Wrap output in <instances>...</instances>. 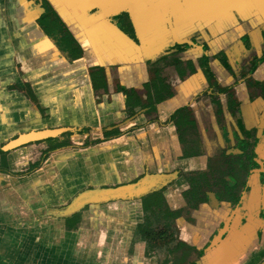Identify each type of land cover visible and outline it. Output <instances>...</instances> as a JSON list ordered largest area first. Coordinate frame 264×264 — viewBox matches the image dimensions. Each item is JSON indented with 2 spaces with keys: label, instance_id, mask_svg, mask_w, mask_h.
<instances>
[{
  "label": "flooded vegetation",
  "instance_id": "obj_1",
  "mask_svg": "<svg viewBox=\"0 0 264 264\" xmlns=\"http://www.w3.org/2000/svg\"><path fill=\"white\" fill-rule=\"evenodd\" d=\"M26 1L69 62L83 60L77 40L91 36L139 43L127 12L112 15L95 7L87 12L95 19H86L95 27L84 29L82 18L74 33L49 1ZM254 25L227 43L196 33L134 64L140 71L133 74L126 71L129 62L86 68L96 108L112 104V113L99 123L18 132L0 145V174L29 177L65 152L86 154L113 142L112 175L88 174L74 196L148 176L164 181L139 198L85 205L64 219L46 212L69 204L67 193L56 195L52 205L26 204L28 214L18 206L23 201L12 203L18 227L10 228L26 230L30 238L36 228L43 230L33 248L52 244L61 251L72 242L67 254L73 264H264V20ZM9 87L44 115L27 82ZM46 131L58 133L1 150L19 137ZM87 207V225L72 221Z\"/></svg>",
  "mask_w": 264,
  "mask_h": 264
},
{
  "label": "crops",
  "instance_id": "obj_2",
  "mask_svg": "<svg viewBox=\"0 0 264 264\" xmlns=\"http://www.w3.org/2000/svg\"><path fill=\"white\" fill-rule=\"evenodd\" d=\"M0 1V27L11 28L10 24L7 22L8 15L6 3L3 2V0ZM64 10V14L68 18L67 22H63V20L59 19L63 23L69 25L72 32L77 33L78 26L80 25L78 24V20L82 19L83 16L74 19L70 17V15L72 16V11L70 9L64 6ZM86 19L87 18L82 19L84 22L82 24L84 29L94 28L93 21L90 22ZM4 22L6 24H4ZM46 37V40L41 43L42 49L40 47L39 50L36 51L33 47H30L31 44H27V40L24 37L20 38V40L14 39L16 44L10 40V36L6 38L3 36L0 40V145L8 141L18 132L24 133L44 127L82 125L105 121V114L112 113L113 108L116 107L111 104L103 105L102 108L99 105L96 108L93 102L91 85L86 68L96 64L107 67L109 65L121 63L125 65L126 62H129L132 63V65H125L127 68L126 71L132 73L136 69L140 71V67H134V64L136 65L143 59H147V57L142 58L138 53L135 54V56H128L129 54L127 55V53L115 51L112 49L115 43L114 41L91 36V39H93L91 41L77 40L84 52L83 60L69 62L63 56L62 52L57 49L54 41L48 35H46ZM10 46L12 47L11 49ZM6 47L9 49H5ZM43 64L53 66L48 69L44 67ZM24 82L30 85L40 108L44 111L43 116L35 104L27 99L22 92L9 87L15 83L23 85ZM103 108H105V110H102ZM115 147V143L113 142L102 145L100 149L104 150H99V154L93 156V161L90 166L95 168L94 171L97 177L103 178L112 175L114 167L110 161V155L114 153L113 150ZM19 153H21V151L11 153L8 160L16 159ZM65 153L72 152L69 151ZM77 155L82 154L77 153ZM52 159L48 160L49 162L46 161L36 173L29 177L13 179L0 174V191L2 192L0 197H3L0 198V203L4 205L0 213V224L8 227V230H6V227H0V264L74 263V261H68L69 255L67 254L72 251L71 249L73 247L68 248L62 245L64 249L61 251H63V253L57 249V247L51 246L52 244H49L48 247L37 246L38 248H33L34 246H31L38 238H42L43 235L41 233L43 230L36 228L33 231L34 233H32L33 238H30L29 235L31 234H29L28 231L26 232V230L22 231L19 229L16 231L10 228L18 226L12 222V218H14L13 208L9 207V205L12 203L17 205L20 201H25L29 207H33L38 200L36 199V194L33 193V189L31 187H26V184L30 186L31 182L28 179H30V177L32 178L40 171L45 170V168H47V162L50 164ZM84 159V157L78 156L75 160L66 161L65 164H74L75 167L84 169V166H87V163L83 161ZM103 169L106 172H103ZM46 181L50 182L52 179L49 178ZM50 225L54 224L50 223ZM21 236L22 238L18 240ZM16 240L19 243L15 244L14 241ZM45 241L47 240H43V243ZM56 251L59 252L57 253ZM51 252L53 253L51 254ZM54 252H56V254H54Z\"/></svg>",
  "mask_w": 264,
  "mask_h": 264
},
{
  "label": "water",
  "instance_id": "obj_3",
  "mask_svg": "<svg viewBox=\"0 0 264 264\" xmlns=\"http://www.w3.org/2000/svg\"><path fill=\"white\" fill-rule=\"evenodd\" d=\"M56 11L63 22H67L64 6L72 11L74 19H95L88 11L100 7L102 12L116 15L127 12L131 19L139 44L134 42H115L112 49L127 53L128 56L139 54L142 58H150L174 43L186 42L188 38L196 33H202L212 40L227 43L239 38L245 28L253 29L258 20H264V0H47ZM6 3L8 24L10 27H0V40L10 36V40L24 37L31 48L39 50L46 40V35L36 22L37 13L33 6H29L26 0H3ZM1 3V1H0ZM1 9V5H0ZM3 9V8H2ZM4 24H6L4 22ZM242 24H246L242 27ZM7 29V30H6ZM209 37V38H210ZM15 39V40H14ZM11 41V42H12ZM7 46V44H6ZM12 47L10 46V49ZM9 49V48H5ZM42 52V51H41ZM43 57V56H42ZM97 65V64H96ZM50 69L53 65H45ZM58 131L42 132L19 137L8 142L1 150L9 151L21 144L31 140L54 136ZM100 148H94L82 154L87 166L84 169L67 164L60 167L64 160H75L80 155L67 153L65 157H57L47 162V168L28 179L37 200L52 205L56 195H65L76 192L81 188L78 181L89 177L88 174L95 172L91 165L93 156L99 154ZM75 154V155H73ZM75 157V158H74ZM89 157V158H86ZM57 163V165H56ZM49 168V169H48ZM51 168V169H50ZM58 173V174H57ZM94 177V176H93ZM52 179L47 182L46 180ZM164 177L148 176L133 184H126L115 188H98L84 190L72 197L69 204L62 208H51L46 216L57 219L70 217L85 205L104 204L109 201L127 200L139 198L140 196L154 190ZM28 181V182H29ZM65 182L63 186L62 182ZM77 185H76V184ZM39 198V199H38ZM19 208L28 214V204L22 202ZM27 204V205H26ZM68 243V248L72 247Z\"/></svg>",
  "mask_w": 264,
  "mask_h": 264
},
{
  "label": "rangeland",
  "instance_id": "obj_4",
  "mask_svg": "<svg viewBox=\"0 0 264 264\" xmlns=\"http://www.w3.org/2000/svg\"><path fill=\"white\" fill-rule=\"evenodd\" d=\"M103 172H106V171H104V169L102 170ZM94 174H95V172H94ZM78 184H81L82 185V183H81V181H78L77 182ZM76 184V183H75ZM77 185V184H76ZM67 195H69V197H74V195L72 194V193H70V192H68V194ZM1 198H3L2 196H1ZM72 199V198H71ZM121 204H123V203H121ZM110 205H112V206H117V203L116 204H110ZM107 206H109V205H104V206H101L102 208L104 207V208H107ZM90 210V208H86L85 210H83L82 212H81V215H76L75 217H73L72 218V221H74V222H76V220L78 219V220H80L81 222L83 221V222H85V225H87V219H86V217H85V215H86V212H88ZM27 242V241H26ZM11 244V243H10ZM22 247H24V246H22ZM25 253H27V252H25Z\"/></svg>",
  "mask_w": 264,
  "mask_h": 264
}]
</instances>
